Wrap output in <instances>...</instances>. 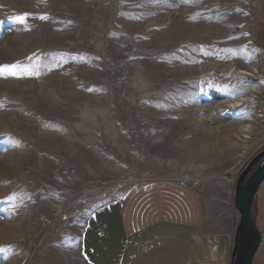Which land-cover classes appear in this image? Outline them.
I'll return each instance as SVG.
<instances>
[{
	"label": "rangeland",
	"instance_id": "374dc122",
	"mask_svg": "<svg viewBox=\"0 0 264 264\" xmlns=\"http://www.w3.org/2000/svg\"><path fill=\"white\" fill-rule=\"evenodd\" d=\"M263 13L264 0H0V264H87L91 212L151 176L234 210L264 147Z\"/></svg>",
	"mask_w": 264,
	"mask_h": 264
},
{
	"label": "crops",
	"instance_id": "0c3cea01",
	"mask_svg": "<svg viewBox=\"0 0 264 264\" xmlns=\"http://www.w3.org/2000/svg\"><path fill=\"white\" fill-rule=\"evenodd\" d=\"M252 40L264 68V13L253 23ZM211 196L201 195L185 179L140 180L122 199L89 215L82 236L86 263L230 264L240 216L234 207L224 211ZM254 206L261 244L253 264H264V181Z\"/></svg>",
	"mask_w": 264,
	"mask_h": 264
},
{
	"label": "water",
	"instance_id": "95a60500",
	"mask_svg": "<svg viewBox=\"0 0 264 264\" xmlns=\"http://www.w3.org/2000/svg\"><path fill=\"white\" fill-rule=\"evenodd\" d=\"M264 181V147L257 152L238 174L235 182L234 205L240 214L230 264H253L261 244V232L252 210L259 187Z\"/></svg>",
	"mask_w": 264,
	"mask_h": 264
},
{
	"label": "snow or ice",
	"instance_id": "6c2138e0",
	"mask_svg": "<svg viewBox=\"0 0 264 264\" xmlns=\"http://www.w3.org/2000/svg\"><path fill=\"white\" fill-rule=\"evenodd\" d=\"M43 18L47 19V17H43ZM19 19H20L21 22H25L26 16L19 17ZM18 68H19V65L4 66V70L7 71L10 75H13V76L23 74V73H20L18 71ZM27 74H29V75H32V74L38 75L39 73L38 72L29 71Z\"/></svg>",
	"mask_w": 264,
	"mask_h": 264
},
{
	"label": "trees",
	"instance_id": "16d2710c",
	"mask_svg": "<svg viewBox=\"0 0 264 264\" xmlns=\"http://www.w3.org/2000/svg\"><path fill=\"white\" fill-rule=\"evenodd\" d=\"M252 214H253V217L255 218V216H256V208H255V206H254V205H253Z\"/></svg>",
	"mask_w": 264,
	"mask_h": 264
}]
</instances>
